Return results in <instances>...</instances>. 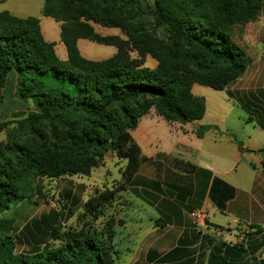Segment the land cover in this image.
Segmentation results:
<instances>
[{"label":"trees","instance_id":"1","mask_svg":"<svg viewBox=\"0 0 264 264\" xmlns=\"http://www.w3.org/2000/svg\"><path fill=\"white\" fill-rule=\"evenodd\" d=\"M153 2L154 30L149 31L140 13L129 16L128 0H45L43 16L61 23L67 60L46 41L39 18L0 13V103L15 73L16 98L36 109L15 116L23 118L17 121L19 128L47 124L68 150L67 157L50 150L24 152L9 123L1 122L0 134L8 135L4 150L21 161L18 169L11 162L0 163V214L28 200L40 178L88 176L109 151L127 161L124 175L131 182L147 160L132 136L141 118L154 108L169 122L195 124L206 113V100L193 94V85L223 91L245 74L251 59L230 30L254 19L264 0ZM93 24L120 29L126 38L102 36ZM160 27L168 33L161 41L154 37ZM81 39L114 46L117 52L104 60L86 59L78 47ZM131 50L139 58H132ZM147 57L158 61V67H146ZM213 128L202 126L195 133L201 138ZM108 199L91 198L87 213H97ZM102 235L74 234L60 247L24 255L16 253L14 237L0 234V264H109Z\"/></svg>","mask_w":264,"mask_h":264},{"label":"crops","instance_id":"2","mask_svg":"<svg viewBox=\"0 0 264 264\" xmlns=\"http://www.w3.org/2000/svg\"><path fill=\"white\" fill-rule=\"evenodd\" d=\"M44 5L45 0H0V13L39 18L44 38L67 60L61 23L43 16ZM93 27L102 36L115 35L114 29ZM250 41L255 58L240 79L216 92L193 85V94L206 100V113L196 123L215 128L199 138L194 124L169 122L152 111L132 132L147 158L131 181L139 213L133 230L135 238L151 241L150 252L170 235L176 242L157 252L204 251L203 237H210L216 246L212 264H264V25L254 28ZM84 45L78 41L79 50ZM16 77L11 73L3 101L10 89L13 103L22 106ZM199 209L208 210L209 225L224 231L221 238L197 229L192 213ZM4 223L0 217V234L6 233ZM160 231L165 233L158 236Z\"/></svg>","mask_w":264,"mask_h":264},{"label":"rangeland","instance_id":"3","mask_svg":"<svg viewBox=\"0 0 264 264\" xmlns=\"http://www.w3.org/2000/svg\"><path fill=\"white\" fill-rule=\"evenodd\" d=\"M153 3V0H128L126 7L129 16L139 13L142 15L141 19L144 21L142 23L149 31L153 29L155 20ZM258 25H264V9L254 19L239 22L230 30L232 40L246 51L251 63L255 57L250 40L252 31ZM93 26L100 31L101 26L95 24ZM114 30L113 36L126 38L120 29ZM102 32L104 34V31ZM167 36L168 33L162 27L157 28L154 34L155 39L159 41L167 39ZM84 42L85 45L80 46V53L86 59L103 60L109 58L113 51L117 52L114 46L100 45L88 40ZM130 56L139 58L135 50H131ZM144 65L154 69L158 67V61L147 57ZM9 94L10 89L6 93V99L0 103V123L5 121L9 123V129L15 132L14 140L23 151L37 153L50 150L67 157L68 150H64L66 147L61 140L53 136L47 124L36 126L34 130L19 128L17 121L23 118L17 119L15 116L21 113L26 116L36 109L31 102L23 103L22 106L13 103ZM152 111L156 113L154 108ZM7 136V133L0 134V163L11 162L14 168L18 169L20 157L4 150L8 143ZM126 165V160L109 151L101 165L92 169L88 176L78 174L58 179L40 178L35 186V192L28 200L12 204L10 210L0 214L5 222L6 233L3 234L14 237L17 254L32 255L46 247H60L74 234L101 232L103 234L101 240L109 254V264H212L216 251L214 238L203 237L204 251L203 248L199 250L196 247L181 255H175L173 251L167 254L165 251L157 252L159 249L166 251L170 249L176 242L172 235L163 237V240L159 239L158 244H163V247L158 249L155 247L156 251L153 252L148 251L151 245L148 238H135L133 228L139 225L134 220L139 213L133 207L132 183L128 182L124 175ZM105 195L110 199L103 202L97 213H87L86 203L91 198L102 200ZM164 233L160 231L157 235ZM216 258L219 260V257Z\"/></svg>","mask_w":264,"mask_h":264},{"label":"built area","instance_id":"4","mask_svg":"<svg viewBox=\"0 0 264 264\" xmlns=\"http://www.w3.org/2000/svg\"><path fill=\"white\" fill-rule=\"evenodd\" d=\"M208 216L209 213L207 209H199L194 211L192 213V219L194 221L195 226L197 227L198 230L201 229L203 234L221 238L224 234V231L209 225ZM244 239L245 236H242L241 241H243Z\"/></svg>","mask_w":264,"mask_h":264},{"label":"water","instance_id":"5","mask_svg":"<svg viewBox=\"0 0 264 264\" xmlns=\"http://www.w3.org/2000/svg\"><path fill=\"white\" fill-rule=\"evenodd\" d=\"M194 127H195L196 129H198V130L200 129V126H199L198 123H195V124H194Z\"/></svg>","mask_w":264,"mask_h":264}]
</instances>
